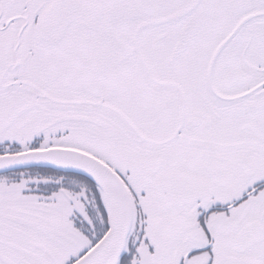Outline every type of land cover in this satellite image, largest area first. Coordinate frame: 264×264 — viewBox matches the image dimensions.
Instances as JSON below:
<instances>
[{"label":"snow or ice","instance_id":"snow-or-ice-1","mask_svg":"<svg viewBox=\"0 0 264 264\" xmlns=\"http://www.w3.org/2000/svg\"><path fill=\"white\" fill-rule=\"evenodd\" d=\"M0 264H264V0H0Z\"/></svg>","mask_w":264,"mask_h":264}]
</instances>
